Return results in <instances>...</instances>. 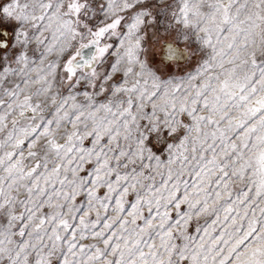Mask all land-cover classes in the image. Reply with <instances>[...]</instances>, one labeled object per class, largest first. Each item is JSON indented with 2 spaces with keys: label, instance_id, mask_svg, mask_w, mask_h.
I'll use <instances>...</instances> for the list:
<instances>
[{
  "label": "rangeland",
  "instance_id": "1",
  "mask_svg": "<svg viewBox=\"0 0 264 264\" xmlns=\"http://www.w3.org/2000/svg\"><path fill=\"white\" fill-rule=\"evenodd\" d=\"M68 1L0 2V228L41 221L42 264H264V0ZM105 27L102 72L67 80ZM98 167L170 217L83 231Z\"/></svg>",
  "mask_w": 264,
  "mask_h": 264
},
{
  "label": "crops",
  "instance_id": "2",
  "mask_svg": "<svg viewBox=\"0 0 264 264\" xmlns=\"http://www.w3.org/2000/svg\"><path fill=\"white\" fill-rule=\"evenodd\" d=\"M0 2H2L0 0ZM69 7H74L75 2L68 1ZM38 7L34 9V12H38ZM71 15L74 17V13L71 11ZM72 16L70 20L75 22V18ZM76 24L79 25L78 22ZM105 27L104 30L101 29L100 31L96 30L95 34H83L84 41L87 39V43H82V46H78L77 50L74 52V56L68 57V75L67 80H72L73 82L76 81L75 76L82 71L84 74H91L92 76H98L106 66L110 57H112L114 46H112L113 35L115 32L107 31ZM44 29L40 27L38 31H35L36 34V44L41 42V35L43 34ZM12 34V30H11ZM10 34L9 39L10 40ZM10 43V42H9ZM42 43V42H41ZM174 47V45H171ZM90 47H94L91 51ZM9 47L7 48H0V59L1 56H4L3 52H8ZM176 50L182 52L180 47L175 46ZM7 50V51H6ZM185 50L184 52H186ZM3 53V54H2ZM187 53V52H186ZM89 55L91 58H89ZM186 58V57H185ZM184 58V59H185ZM116 138L110 137V141L107 143L110 144L115 141ZM120 139V138H119ZM103 141V139H102ZM101 141V142H102ZM112 145H109L110 150ZM110 156V154H109ZM114 159V158H113ZM110 157H106V161L109 162L110 165L112 160ZM125 166V165H124ZM99 179H103L104 175L106 182L102 184V187H98V190L94 193L86 194L84 196L83 205H82V216L84 223L83 231H89L90 229H94L95 227L98 230H112L115 231H124L130 224H139L142 217L148 220L150 217L165 215L170 217L171 209L168 208L166 205L161 204V200L157 202L149 200V198L142 197L134 192V190L130 191H122L118 192L117 184L115 181H111L112 177V169L111 168H101L98 167ZM105 173V174H104ZM132 184V182H131ZM131 184H128L129 187ZM54 212V213H53ZM56 206H51L50 214L56 215ZM1 215V214H0ZM3 215V214H2ZM40 215H42L40 211ZM59 216L55 219L54 224L56 223L59 226ZM3 218L0 217V226L3 225ZM131 220V221H129ZM39 220L29 221L28 225L24 223L22 226L23 229H28L29 236H25L23 239L20 238L19 240L16 239L12 233H8L3 231L0 228V264H27V259L31 256V252L35 251V264H42V245L40 241H35L34 244L29 245L27 244L28 239L33 238L35 234H37L38 230L42 227L40 226ZM53 223V222H52ZM55 225V226H56ZM53 227V225H52ZM164 227L169 228L164 223L162 231L166 230ZM57 238V235H55ZM53 237V235H52ZM53 239V238H52ZM18 240V242H16ZM90 239H84L85 242ZM17 245V246H16ZM58 257V255H55Z\"/></svg>",
  "mask_w": 264,
  "mask_h": 264
},
{
  "label": "flooded vegetation",
  "instance_id": "3",
  "mask_svg": "<svg viewBox=\"0 0 264 264\" xmlns=\"http://www.w3.org/2000/svg\"><path fill=\"white\" fill-rule=\"evenodd\" d=\"M5 2L6 0H1ZM9 34H11V27L6 25V26H1L0 28V48H6L9 41Z\"/></svg>",
  "mask_w": 264,
  "mask_h": 264
},
{
  "label": "water",
  "instance_id": "4",
  "mask_svg": "<svg viewBox=\"0 0 264 264\" xmlns=\"http://www.w3.org/2000/svg\"><path fill=\"white\" fill-rule=\"evenodd\" d=\"M94 48V47H93ZM92 47H90L89 49H91V51H92V49H93ZM89 58H91V56L89 55Z\"/></svg>",
  "mask_w": 264,
  "mask_h": 264
}]
</instances>
